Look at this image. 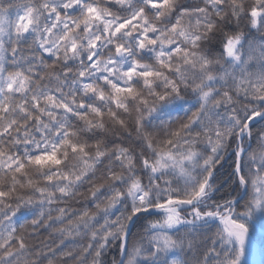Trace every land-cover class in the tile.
<instances>
[{
  "label": "snow or ice",
  "instance_id": "snow-or-ice-1",
  "mask_svg": "<svg viewBox=\"0 0 264 264\" xmlns=\"http://www.w3.org/2000/svg\"><path fill=\"white\" fill-rule=\"evenodd\" d=\"M0 264H264V0H0Z\"/></svg>",
  "mask_w": 264,
  "mask_h": 264
},
{
  "label": "trees",
  "instance_id": "trees-1",
  "mask_svg": "<svg viewBox=\"0 0 264 264\" xmlns=\"http://www.w3.org/2000/svg\"><path fill=\"white\" fill-rule=\"evenodd\" d=\"M257 259H259V257Z\"/></svg>",
  "mask_w": 264,
  "mask_h": 264
},
{
  "label": "rangeland",
  "instance_id": "rangeland-1",
  "mask_svg": "<svg viewBox=\"0 0 264 264\" xmlns=\"http://www.w3.org/2000/svg\"><path fill=\"white\" fill-rule=\"evenodd\" d=\"M258 258V257H257Z\"/></svg>",
  "mask_w": 264,
  "mask_h": 264
}]
</instances>
